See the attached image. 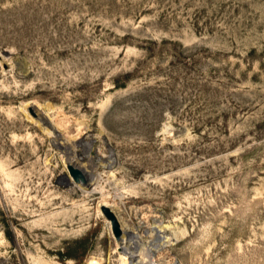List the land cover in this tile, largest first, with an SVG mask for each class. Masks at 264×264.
Segmentation results:
<instances>
[{"label":"rangeland","instance_id":"374dc122","mask_svg":"<svg viewBox=\"0 0 264 264\" xmlns=\"http://www.w3.org/2000/svg\"><path fill=\"white\" fill-rule=\"evenodd\" d=\"M0 264H264V0H0Z\"/></svg>","mask_w":264,"mask_h":264},{"label":"water","instance_id":"95a60500","mask_svg":"<svg viewBox=\"0 0 264 264\" xmlns=\"http://www.w3.org/2000/svg\"><path fill=\"white\" fill-rule=\"evenodd\" d=\"M67 168H68L70 176L72 177L75 183H83V184L86 183V178L80 169L72 165H68ZM100 210L102 211L104 216L108 220H110L112 232L115 235V237L119 238L122 232V229H121L120 222L115 212L108 205H105V204L101 205Z\"/></svg>","mask_w":264,"mask_h":264},{"label":"bare ground","instance_id":"6f19581e","mask_svg":"<svg viewBox=\"0 0 264 264\" xmlns=\"http://www.w3.org/2000/svg\"><path fill=\"white\" fill-rule=\"evenodd\" d=\"M72 178V177H71ZM73 180V179H72ZM74 181V180H73ZM101 205H103V204H101ZM106 205V204H105ZM101 213H102V211H101ZM103 214V213H102ZM103 216H104V214H103ZM105 217V216H104ZM106 218V217H105ZM107 219V218H106ZM108 220V219H107ZM109 222H110V220H108Z\"/></svg>","mask_w":264,"mask_h":264}]
</instances>
